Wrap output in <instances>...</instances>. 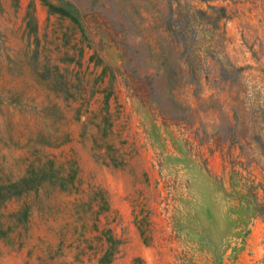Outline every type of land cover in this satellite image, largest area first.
<instances>
[{"label":"rangeland","instance_id":"374dc122","mask_svg":"<svg viewBox=\"0 0 264 264\" xmlns=\"http://www.w3.org/2000/svg\"><path fill=\"white\" fill-rule=\"evenodd\" d=\"M262 205L264 0H0V264H260Z\"/></svg>","mask_w":264,"mask_h":264},{"label":"trees","instance_id":"16d2710c","mask_svg":"<svg viewBox=\"0 0 264 264\" xmlns=\"http://www.w3.org/2000/svg\"><path fill=\"white\" fill-rule=\"evenodd\" d=\"M47 5H48V7L50 9V13H53L55 11H60V10L56 9L54 6H52L51 4H47ZM62 13H63V15L68 16V14L66 12H62ZM261 207H262V210L264 211V205H262ZM262 218L264 219V216H262ZM260 264H264V259L261 261Z\"/></svg>","mask_w":264,"mask_h":264}]
</instances>
